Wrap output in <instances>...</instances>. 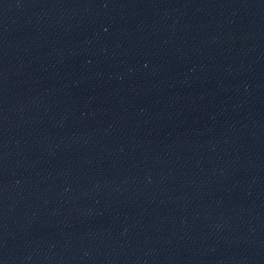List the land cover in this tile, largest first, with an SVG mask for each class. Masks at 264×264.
<instances>
[{
    "label": "water",
    "instance_id": "95a60500",
    "mask_svg": "<svg viewBox=\"0 0 264 264\" xmlns=\"http://www.w3.org/2000/svg\"><path fill=\"white\" fill-rule=\"evenodd\" d=\"M0 264H264V0H0Z\"/></svg>",
    "mask_w": 264,
    "mask_h": 264
}]
</instances>
